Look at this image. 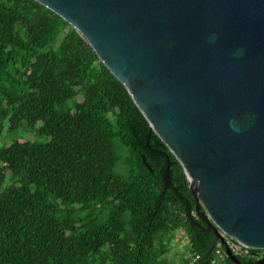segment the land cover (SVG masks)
<instances>
[{
  "label": "trees",
  "instance_id": "1",
  "mask_svg": "<svg viewBox=\"0 0 264 264\" xmlns=\"http://www.w3.org/2000/svg\"><path fill=\"white\" fill-rule=\"evenodd\" d=\"M3 131L0 264H176L179 230L192 255L213 241L184 168L126 86L36 0H0ZM192 255L182 264H199ZM263 258L255 248L239 256L242 264Z\"/></svg>",
  "mask_w": 264,
  "mask_h": 264
},
{
  "label": "water",
  "instance_id": "2",
  "mask_svg": "<svg viewBox=\"0 0 264 264\" xmlns=\"http://www.w3.org/2000/svg\"><path fill=\"white\" fill-rule=\"evenodd\" d=\"M36 1L86 40L181 163L214 233L199 264L220 231L264 249V0Z\"/></svg>",
  "mask_w": 264,
  "mask_h": 264
},
{
  "label": "built area",
  "instance_id": "3",
  "mask_svg": "<svg viewBox=\"0 0 264 264\" xmlns=\"http://www.w3.org/2000/svg\"><path fill=\"white\" fill-rule=\"evenodd\" d=\"M180 232L181 230L176 232V237ZM220 233L223 237V241H217L212 250L213 252L209 264H227V259L229 258L227 248L237 257L247 255L250 252L251 247H249L248 245L226 234L225 232L220 231ZM188 255L190 257V255L192 254L188 253ZM191 257L193 259V262H197L201 258L199 254L192 255Z\"/></svg>",
  "mask_w": 264,
  "mask_h": 264
},
{
  "label": "rangeland",
  "instance_id": "4",
  "mask_svg": "<svg viewBox=\"0 0 264 264\" xmlns=\"http://www.w3.org/2000/svg\"><path fill=\"white\" fill-rule=\"evenodd\" d=\"M5 134L6 133L3 131L1 136H0V145L2 144V142L4 140H6ZM22 137H24V136H22ZM27 137L34 138V135L32 133L27 134ZM12 140H13V138L9 139V141H12ZM22 140H23V138H22ZM120 170H121V163L118 164V166L116 167V171H120ZM188 239L189 238L187 237L186 233L181 231L179 233V235H177V237L171 243L173 248H172V252L170 254L175 259L176 264H182L181 255L184 254V256H186L188 254V249L186 248V245L188 244Z\"/></svg>",
  "mask_w": 264,
  "mask_h": 264
}]
</instances>
